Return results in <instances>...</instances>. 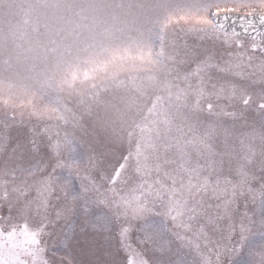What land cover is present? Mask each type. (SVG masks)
Masks as SVG:
<instances>
[{"label": "snow or ice", "instance_id": "snow-or-ice-1", "mask_svg": "<svg viewBox=\"0 0 264 264\" xmlns=\"http://www.w3.org/2000/svg\"><path fill=\"white\" fill-rule=\"evenodd\" d=\"M250 6L0 0V264H264Z\"/></svg>", "mask_w": 264, "mask_h": 264}, {"label": "rangeland", "instance_id": "rangeland-1", "mask_svg": "<svg viewBox=\"0 0 264 264\" xmlns=\"http://www.w3.org/2000/svg\"><path fill=\"white\" fill-rule=\"evenodd\" d=\"M250 7L243 8L241 12H264V2L262 0H250Z\"/></svg>", "mask_w": 264, "mask_h": 264}]
</instances>
